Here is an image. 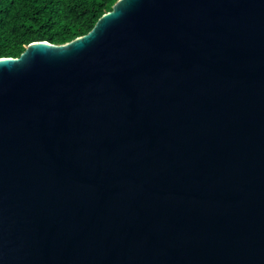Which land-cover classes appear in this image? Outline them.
Wrapping results in <instances>:
<instances>
[{"label":"water","instance_id":"water-1","mask_svg":"<svg viewBox=\"0 0 264 264\" xmlns=\"http://www.w3.org/2000/svg\"><path fill=\"white\" fill-rule=\"evenodd\" d=\"M0 264H264V0H116L1 56Z\"/></svg>","mask_w":264,"mask_h":264},{"label":"trees","instance_id":"trees-1","mask_svg":"<svg viewBox=\"0 0 264 264\" xmlns=\"http://www.w3.org/2000/svg\"><path fill=\"white\" fill-rule=\"evenodd\" d=\"M116 0H0V57L37 40L63 43L86 33Z\"/></svg>","mask_w":264,"mask_h":264}]
</instances>
